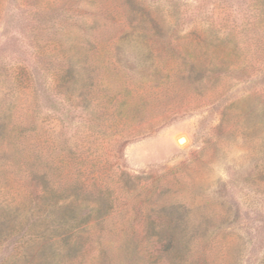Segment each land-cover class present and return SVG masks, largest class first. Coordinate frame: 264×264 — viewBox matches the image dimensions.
Masks as SVG:
<instances>
[{"label": "rangeland", "instance_id": "rangeland-1", "mask_svg": "<svg viewBox=\"0 0 264 264\" xmlns=\"http://www.w3.org/2000/svg\"><path fill=\"white\" fill-rule=\"evenodd\" d=\"M0 208L57 264H264V0H0Z\"/></svg>", "mask_w": 264, "mask_h": 264}, {"label": "trees", "instance_id": "trees-1", "mask_svg": "<svg viewBox=\"0 0 264 264\" xmlns=\"http://www.w3.org/2000/svg\"><path fill=\"white\" fill-rule=\"evenodd\" d=\"M73 67L72 71L69 69V72L75 75ZM73 84L74 82H72V86ZM80 102H82V106L85 105V103L83 105V101L80 100ZM110 208V204L102 203L97 208L89 209L84 215L72 212V237L81 229L86 228L89 221L107 215ZM11 209L0 208V248L4 246V250L10 249L6 255L0 257V264H57L55 256L58 242L54 239L58 231L68 228L67 218L56 216L46 224L45 221L49 213L44 216L43 220H40L41 214H38L39 218H35L32 214L21 215L18 209ZM91 212H95L96 216L92 217ZM42 227L43 229H40ZM62 233L65 234V231ZM38 235L43 239L38 241L29 239L27 242L23 240L27 236L37 237ZM78 245L76 241L72 242V252H77Z\"/></svg>", "mask_w": 264, "mask_h": 264}, {"label": "bare ground", "instance_id": "bare-ground-1", "mask_svg": "<svg viewBox=\"0 0 264 264\" xmlns=\"http://www.w3.org/2000/svg\"><path fill=\"white\" fill-rule=\"evenodd\" d=\"M184 143H185L184 138H179V144H184Z\"/></svg>", "mask_w": 264, "mask_h": 264}]
</instances>
